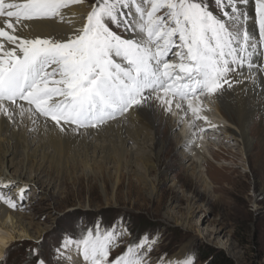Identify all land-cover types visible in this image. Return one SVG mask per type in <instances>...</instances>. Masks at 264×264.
Returning <instances> with one entry per match:
<instances>
[{
  "label": "snow or ice",
  "instance_id": "1",
  "mask_svg": "<svg viewBox=\"0 0 264 264\" xmlns=\"http://www.w3.org/2000/svg\"><path fill=\"white\" fill-rule=\"evenodd\" d=\"M82 0H0V114L52 121L60 132L98 128L153 99L176 107L212 96L230 73L257 67L253 57L264 45V0H254V27L239 5L253 0H215L218 17L203 0H93L86 23L66 40L18 36L22 21L54 18ZM146 6V7H145ZM134 9V13H133ZM166 10L164 15H158ZM138 17L137 26L133 20ZM116 28L136 33L122 37ZM177 49L178 63L167 59ZM167 97V99H165ZM35 119L33 122L35 123ZM24 193H20L22 201ZM11 209L13 198L0 194ZM115 233L88 231L74 243L86 264H147L149 241L138 240L110 258ZM139 254V255H138ZM36 264H47L38 257ZM181 264H193L185 258Z\"/></svg>",
  "mask_w": 264,
  "mask_h": 264
},
{
  "label": "rangeland",
  "instance_id": "2",
  "mask_svg": "<svg viewBox=\"0 0 264 264\" xmlns=\"http://www.w3.org/2000/svg\"><path fill=\"white\" fill-rule=\"evenodd\" d=\"M82 2L89 13L93 0ZM138 2L143 5V0ZM203 3L221 16L215 0H203ZM239 7L249 11L254 0ZM252 11L254 16V8ZM252 15L244 24L249 30ZM113 30L127 37L123 28L113 26ZM252 31L258 40V29ZM259 48L264 53V45ZM253 61L257 67L245 66L238 69V74L242 76L248 70L246 77L252 72L254 79L264 86V62L258 56ZM176 103L171 107L175 109ZM173 111L167 109L166 114L174 118ZM184 118L191 117L186 114L175 118L178 128L173 135L181 132ZM257 119L253 118L256 125ZM257 137L262 140L264 132H259ZM200 138L194 135L193 143ZM256 140L252 141L253 145ZM227 146L233 151L231 155L218 153L216 148L210 151L216 157L206 154L207 164L200 172L208 190L185 174L184 163L177 162L179 153L171 147L160 163V172L149 174V181L156 188L152 198L147 184L129 172L123 173L114 188L111 169L104 170L102 176L80 171L57 174L48 169L37 180L27 171L19 186L13 182L1 194L15 200L17 208L13 211L25 214L29 231L40 232V237L13 242L6 248L0 264H36L38 257L47 264H86L76 245L71 243L65 248L64 242L79 241L88 231L116 234L110 258L125 253L133 242L151 237L150 250L144 253L147 264H181L185 258H190L193 264H208L215 255H224L231 264H264V173L250 171L236 143ZM129 148L135 151L134 145ZM135 170L139 175L143 173L139 167ZM18 191V195L24 193L22 201L13 196Z\"/></svg>",
  "mask_w": 264,
  "mask_h": 264
},
{
  "label": "bare ground",
  "instance_id": "3",
  "mask_svg": "<svg viewBox=\"0 0 264 264\" xmlns=\"http://www.w3.org/2000/svg\"><path fill=\"white\" fill-rule=\"evenodd\" d=\"M253 8L247 10L248 16L252 15L250 11ZM86 9L83 2L70 4L59 17L22 21L16 34L29 39L66 40L86 23ZM135 21L133 26H137L138 31ZM252 21L251 18L250 31L256 29ZM125 34V38H128L136 33L125 31ZM259 47L257 52L263 53ZM256 56L264 62V55ZM168 58H176V63L179 62L173 49ZM248 72L242 76L238 70L230 73L229 78L234 81L231 88L225 85L216 95H201L198 100L194 99L195 113L188 107L187 101L181 102L179 110L175 107L177 111L171 107L174 118L166 114L169 106L156 99L150 105L133 107L125 115L109 120L98 128L81 129L79 132H72L71 129L60 132L54 122H45L42 117L30 119L27 114L21 117L18 110L12 119L0 114V194L6 192L13 182L19 186L27 171L34 174L33 178L37 180L48 169L57 174L61 171L68 174L80 171L98 176H102L104 170L111 169L115 178L114 188L123 173L129 172L138 181L147 184L149 197L152 198L156 188L149 181V174L160 172V163L169 155L171 147L179 153L177 162L184 163L185 174L208 190L209 186L200 172V168L207 164L206 154L210 155L213 148L221 154L233 153L227 146L231 142L241 149L250 171L264 173V137L262 140L257 137L259 132H264V86L254 79L252 72L246 77ZM186 114L191 118H184L181 132L173 135L178 128L175 118L180 119L181 115L186 117ZM254 117L258 118V125L253 121ZM194 135L201 137L195 143L192 141ZM254 139L257 142L253 145ZM131 144L135 146V151L129 148ZM135 167H139L143 173L137 174ZM18 193L13 194L17 200L20 198ZM26 218L25 214H17L0 201V259L13 242L40 237V232L33 234L29 231Z\"/></svg>",
  "mask_w": 264,
  "mask_h": 264
},
{
  "label": "trees",
  "instance_id": "4",
  "mask_svg": "<svg viewBox=\"0 0 264 264\" xmlns=\"http://www.w3.org/2000/svg\"><path fill=\"white\" fill-rule=\"evenodd\" d=\"M230 262L224 255H215L208 261V264H231Z\"/></svg>",
  "mask_w": 264,
  "mask_h": 264
}]
</instances>
